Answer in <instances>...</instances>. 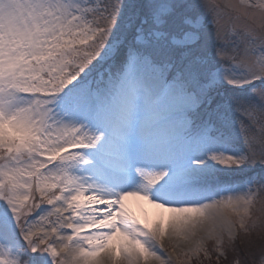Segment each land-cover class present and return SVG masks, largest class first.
<instances>
[{
    "label": "snow or ice",
    "instance_id": "snow-or-ice-1",
    "mask_svg": "<svg viewBox=\"0 0 264 264\" xmlns=\"http://www.w3.org/2000/svg\"><path fill=\"white\" fill-rule=\"evenodd\" d=\"M213 259L264 264V0H0V264Z\"/></svg>",
    "mask_w": 264,
    "mask_h": 264
},
{
    "label": "rangeland",
    "instance_id": "rangeland-1",
    "mask_svg": "<svg viewBox=\"0 0 264 264\" xmlns=\"http://www.w3.org/2000/svg\"><path fill=\"white\" fill-rule=\"evenodd\" d=\"M145 208L147 209V211H148V213H149V218H150L151 220H155V219H157V216H156L155 214H156V212H157L158 210L153 209V208H151V206H148V205H145ZM139 214L142 215L141 211H140ZM165 215H166V214H165ZM165 246H166V247L168 246L167 241H166ZM169 251H170V249H169ZM229 259H231V257H229ZM193 264H197V262L194 261ZM203 264H216V261H215V259H213V260H211V261L205 260V261L203 262ZM221 264H229V262H228V261H221Z\"/></svg>",
    "mask_w": 264,
    "mask_h": 264
},
{
    "label": "bare ground",
    "instance_id": "bare-ground-1",
    "mask_svg": "<svg viewBox=\"0 0 264 264\" xmlns=\"http://www.w3.org/2000/svg\"><path fill=\"white\" fill-rule=\"evenodd\" d=\"M132 207H133V210L136 212V214L139 216L140 214V209L139 208H137L136 206H135V204H133L132 205Z\"/></svg>",
    "mask_w": 264,
    "mask_h": 264
}]
</instances>
